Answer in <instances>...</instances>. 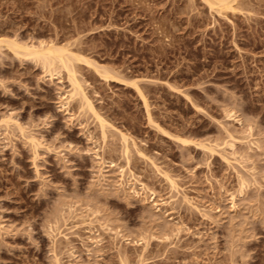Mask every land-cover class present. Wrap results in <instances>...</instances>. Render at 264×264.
<instances>
[{
    "label": "rangeland",
    "instance_id": "rangeland-1",
    "mask_svg": "<svg viewBox=\"0 0 264 264\" xmlns=\"http://www.w3.org/2000/svg\"><path fill=\"white\" fill-rule=\"evenodd\" d=\"M0 41V264H264V0H0Z\"/></svg>",
    "mask_w": 264,
    "mask_h": 264
},
{
    "label": "bare ground",
    "instance_id": "bare-ground-1",
    "mask_svg": "<svg viewBox=\"0 0 264 264\" xmlns=\"http://www.w3.org/2000/svg\"><path fill=\"white\" fill-rule=\"evenodd\" d=\"M0 43H2V41H0ZM18 50L19 51L22 50V53L24 52L25 55H27L33 59H36L37 61H41L46 66L55 68L54 66H57L60 64L63 68H65L68 71L70 81H71L70 83L72 86V89H71L70 94H69L70 95L69 99L70 98L72 99L75 96H77V97L79 96L81 99V102H83V104L85 105L84 107L89 108L90 111L93 112V114L96 117H98L96 111H94V109H93L91 102L88 100V97H86V95L83 93V90L81 89V85L78 83V81L75 80L76 75H74V70L72 69V67L69 63V56L67 55L65 50H59L53 46H51V47H43V46L42 47H36L34 45H32V46H19ZM101 123L104 125L103 121ZM104 135L105 134H103V136ZM123 140L126 143L128 141L127 137H125V136L123 137ZM230 146H232V144H230ZM127 147H128V145H127ZM122 172H124V171L122 170ZM173 184L175 186V183L172 181V185ZM174 188H176V187H174ZM137 193H138V191H137ZM137 193H135V194H137Z\"/></svg>",
    "mask_w": 264,
    "mask_h": 264
}]
</instances>
